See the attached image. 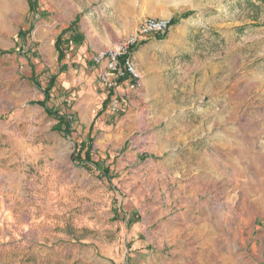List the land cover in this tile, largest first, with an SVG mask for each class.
Segmentation results:
<instances>
[{
    "label": "rangeland",
    "instance_id": "374dc122",
    "mask_svg": "<svg viewBox=\"0 0 264 264\" xmlns=\"http://www.w3.org/2000/svg\"><path fill=\"white\" fill-rule=\"evenodd\" d=\"M146 17L173 23L111 111L55 41ZM1 174L0 264H264V0H0Z\"/></svg>",
    "mask_w": 264,
    "mask_h": 264
},
{
    "label": "built area",
    "instance_id": "2783aa9c",
    "mask_svg": "<svg viewBox=\"0 0 264 264\" xmlns=\"http://www.w3.org/2000/svg\"><path fill=\"white\" fill-rule=\"evenodd\" d=\"M170 19L146 17L128 34L91 56L98 73V83L105 93L111 111L120 110L122 91L137 93L142 87V78L135 66L133 51L152 37L164 36L170 29ZM123 89L120 90L119 88Z\"/></svg>",
    "mask_w": 264,
    "mask_h": 264
},
{
    "label": "crops",
    "instance_id": "0c3cea01",
    "mask_svg": "<svg viewBox=\"0 0 264 264\" xmlns=\"http://www.w3.org/2000/svg\"><path fill=\"white\" fill-rule=\"evenodd\" d=\"M138 23H137V25H138ZM69 25L70 24L64 26V28L62 30L67 29L69 27ZM109 26H108V29L111 31V28ZM80 29H81L80 27L77 28L76 26H74L71 28L70 32H67L66 34H64V35H67V38H66L67 41L64 40L65 41L64 46L67 48L66 52L69 53V55L66 57L67 62L62 63V61H61V63H59L60 67L66 66L68 68L69 66L71 67L73 65V67H78L79 70H84V68H86L87 65L91 64L92 67L95 68L91 62L92 54L95 53L96 51H99V50H102L106 47H109V45H107V44L102 45L101 43H99V35L95 31H91L88 33H82V31ZM111 34H112V32H111ZM125 35H123V36H125ZM123 36L119 35V34L118 35H112L111 37H113V38H112V42L110 44H113L119 38H121ZM78 37L82 38V41H80L79 43L76 42V39ZM157 42H160V41H158L157 39L152 37V38L146 40L144 43H142V46H144L145 49L147 50L150 48V45H155V43H157ZM142 46H140V47H142ZM133 56L135 59L136 67H139V46L136 47L135 50L133 51ZM68 60H69V62H68ZM58 83H59L60 87H62L64 89L67 88L66 87L67 85H66V83H64V80L58 81ZM119 89L122 90V87H120ZM26 148L32 149L31 147H26ZM0 177H1L2 181H5V187H6L7 175L1 174ZM0 211H1V209H0ZM2 213H3V210L0 214H2Z\"/></svg>",
    "mask_w": 264,
    "mask_h": 264
},
{
    "label": "trees",
    "instance_id": "16d2710c",
    "mask_svg": "<svg viewBox=\"0 0 264 264\" xmlns=\"http://www.w3.org/2000/svg\"><path fill=\"white\" fill-rule=\"evenodd\" d=\"M30 11H32V12H34L35 11V7H34V5L33 4H31L30 5ZM189 16H191V13L190 12H187V13H185V14H183L182 15V18L183 19H186V18H188ZM173 23V21L171 20V22H170V24H172ZM72 26H74V24H72L71 25V27ZM70 30V27L67 29V30H65V31H63L59 36H58V38L56 39V41H55V49L57 50V52H58V60L60 61V60H62L63 59V57H64V54H63V52L60 50V48H59V45H61V36L63 35V34H65L67 31H69ZM24 34V33H23ZM81 41V39L78 37L77 39H76V42L77 43H79ZM36 86V85H35ZM37 88H39L38 86H36ZM53 88V85L51 84V85H49L45 90H43L42 92H43V96H44V98H43V100L42 101H38V102H36V103H34V104H36V105H38L39 107H41L43 110H44V112H45V114L48 116V117H50V118H53L54 120H56L57 121V124L55 125V127H54V130L55 131H57V132H62L64 135H68L69 133H70V129H71V121L70 120H68V118L65 116V115H63V114H61V113H58V112H56V111H53L52 109H50V108H48L47 107V102H48V100H49V95H48V92L51 90ZM64 126V129L62 128ZM85 157H84V159L81 161V157H80V154H78L77 155V159H79L80 161H81V163L82 164H91L92 166H94L97 170H101L100 168H99V166H98V164L97 163H93V162H91L89 159H90V153H89V149H87L86 150V152H85V155H84ZM103 172V171H102ZM104 174V173H103Z\"/></svg>",
    "mask_w": 264,
    "mask_h": 264
}]
</instances>
